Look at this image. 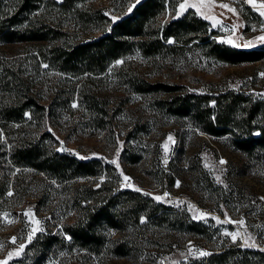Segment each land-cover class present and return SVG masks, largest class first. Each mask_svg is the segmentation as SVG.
I'll use <instances>...</instances> for the list:
<instances>
[{
	"label": "rangeland",
	"instance_id": "obj_1",
	"mask_svg": "<svg viewBox=\"0 0 264 264\" xmlns=\"http://www.w3.org/2000/svg\"><path fill=\"white\" fill-rule=\"evenodd\" d=\"M140 1L88 0L84 5L90 13L97 11V23L74 34L82 40L97 37ZM166 2L155 20L160 29L192 10L208 23L198 27L200 38L207 36L232 47H264V40L257 39L264 37V0ZM178 45L157 57L134 51L127 59L149 82L180 86L176 93L216 94L231 89L264 97V58L230 64L194 44ZM24 49L4 45L1 52L12 60L24 56ZM24 61L22 67L32 77L35 90L39 89L41 103L54 100L49 114L46 111L40 122L34 120L27 127L30 136L46 133L44 143L51 142L56 151L81 160L97 159L108 168L63 182L31 168H13L7 197H0V264H27L26 248L36 235L48 231L63 235L61 226L77 214L72 205L75 195L82 200L106 180V186L115 190L139 189L169 207L173 215L160 226L140 229L144 240L127 247V255L105 252L96 264H176L232 244L264 251V154L245 156L234 146L232 135L209 134L190 116L172 114L166 101L175 92H134L118 75L116 68L123 59L88 80L84 88L89 100L71 91L79 85L75 78L55 80L57 73L45 64L33 71L31 60ZM190 222L202 225L203 233L182 227ZM136 230L108 232L130 239ZM64 237L69 239L67 234ZM79 253L59 249L40 264H82L74 260Z\"/></svg>",
	"mask_w": 264,
	"mask_h": 264
},
{
	"label": "trees",
	"instance_id": "obj_2",
	"mask_svg": "<svg viewBox=\"0 0 264 264\" xmlns=\"http://www.w3.org/2000/svg\"><path fill=\"white\" fill-rule=\"evenodd\" d=\"M87 1L0 0L1 198L7 197L13 168H31L55 182L94 176L108 168L97 159L81 160L56 151L51 142L49 146L44 143L46 133L30 136L27 127L34 120L40 122L46 111L49 114L54 100L47 105L41 103L39 89L35 90L32 77L22 67L24 60H31L33 71L45 64L47 70L57 73L55 80L75 78L74 83L79 85L72 86L71 91H77L83 99L89 100L84 88L88 80L106 72L111 62L123 59L116 69L134 92H175L166 101L172 114L190 116L196 126L209 134L232 135L234 146L245 156L254 158L264 154V97L231 89L216 94L176 93L180 86L149 82L131 67L132 59H127L134 51L143 57H157L163 51L176 49L178 44H194L208 55L238 64L264 58V47H232L209 40L207 36L200 38L198 27L208 23L192 10L160 29L155 20L165 9L166 0H141L129 14L112 23L110 30L94 38L78 39L77 31L97 23V11L90 13L84 5ZM70 17H73L72 21ZM97 28L100 29L99 25ZM169 38H172L171 43ZM4 45L24 46V56L9 60L1 52ZM108 183L106 180L100 187L91 188L82 200L75 195L72 205L76 217L61 226L63 235L51 231L38 233L26 248L27 264H40L48 254L59 249L69 253L78 250L81 253L74 260L82 264H96L105 252L125 256L129 252L127 247H134L135 243L144 240V231L140 229L160 226L173 215L169 207L149 195L130 189L115 190L107 187ZM101 193L103 196L99 197ZM83 200L86 203L83 204ZM130 227L137 228L130 239L120 233L114 236L108 232L109 229L120 231ZM182 227L203 233L202 225L195 222L183 223ZM176 264H264V251L236 244L223 245L208 255L191 257Z\"/></svg>",
	"mask_w": 264,
	"mask_h": 264
},
{
	"label": "snow or ice",
	"instance_id": "obj_3",
	"mask_svg": "<svg viewBox=\"0 0 264 264\" xmlns=\"http://www.w3.org/2000/svg\"><path fill=\"white\" fill-rule=\"evenodd\" d=\"M249 2H252V0H249ZM183 7H184V5L182 4L181 8H183ZM222 7H227V5H222ZM262 7H264V5H262ZM261 15H264V12H262ZM257 39L264 40V37H258ZM169 42L171 43V41H169ZM73 106H75V105H73ZM169 139H171V137H169ZM113 163H115V161H113ZM221 163H225V161L221 160ZM124 179L128 180L129 178L125 176ZM217 179H219V178H217ZM136 190L139 191V189H136ZM165 195H167V194H165ZM155 199L159 200V199H161V197H155ZM25 215H27V213H25ZM37 223H39V222H37ZM233 239H235V236H233ZM13 240H15V238H13ZM201 255H207V253H201ZM4 264H6V262H4Z\"/></svg>",
	"mask_w": 264,
	"mask_h": 264
},
{
	"label": "built area",
	"instance_id": "obj_4",
	"mask_svg": "<svg viewBox=\"0 0 264 264\" xmlns=\"http://www.w3.org/2000/svg\"><path fill=\"white\" fill-rule=\"evenodd\" d=\"M263 245H264V244H263ZM203 251H206V249L203 248ZM158 259H159V260H162V256H159Z\"/></svg>",
	"mask_w": 264,
	"mask_h": 264
},
{
	"label": "water",
	"instance_id": "obj_5",
	"mask_svg": "<svg viewBox=\"0 0 264 264\" xmlns=\"http://www.w3.org/2000/svg\"><path fill=\"white\" fill-rule=\"evenodd\" d=\"M62 147H63V145H62Z\"/></svg>",
	"mask_w": 264,
	"mask_h": 264
}]
</instances>
